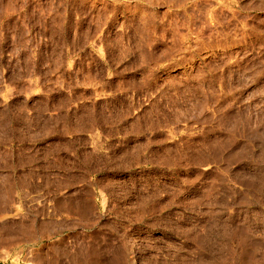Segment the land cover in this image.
<instances>
[{"label": "rangeland", "instance_id": "obj_1", "mask_svg": "<svg viewBox=\"0 0 264 264\" xmlns=\"http://www.w3.org/2000/svg\"><path fill=\"white\" fill-rule=\"evenodd\" d=\"M0 264H264V0H0Z\"/></svg>", "mask_w": 264, "mask_h": 264}]
</instances>
